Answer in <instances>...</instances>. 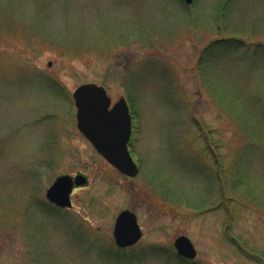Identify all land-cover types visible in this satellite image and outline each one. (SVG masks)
Returning a JSON list of instances; mask_svg holds the SVG:
<instances>
[{"label":"rangeland","instance_id":"1","mask_svg":"<svg viewBox=\"0 0 264 264\" xmlns=\"http://www.w3.org/2000/svg\"><path fill=\"white\" fill-rule=\"evenodd\" d=\"M227 1L0 0V264H264V52L204 53L232 29L263 39L264 0H230L219 20ZM87 83L128 99L136 178L78 129ZM79 173L74 207L51 204L55 180ZM125 209L144 237L121 249ZM182 235L195 260H180Z\"/></svg>","mask_w":264,"mask_h":264},{"label":"water","instance_id":"2","mask_svg":"<svg viewBox=\"0 0 264 264\" xmlns=\"http://www.w3.org/2000/svg\"><path fill=\"white\" fill-rule=\"evenodd\" d=\"M192 5L194 0H185ZM77 107V127L94 148L123 175L135 178L140 167L130 151L132 115L129 103L123 96L114 105L105 87L96 83L81 85L73 94ZM83 174L59 176L47 190L48 201L63 209H72L75 187L85 186ZM144 236L137 214L125 209L116 218L114 237L119 248L137 245ZM174 246L178 254L194 260L198 251L190 237L179 236Z\"/></svg>","mask_w":264,"mask_h":264},{"label":"trees","instance_id":"3","mask_svg":"<svg viewBox=\"0 0 264 264\" xmlns=\"http://www.w3.org/2000/svg\"><path fill=\"white\" fill-rule=\"evenodd\" d=\"M232 2L230 0H228L226 3H224L221 6H219L218 8V18L219 20H224L228 14L232 13H228L229 11H231V5ZM232 12V11H231ZM221 25L218 26V28H220ZM224 29H229L227 26L224 27ZM234 30L237 34H233V35H228L225 37H215V40L212 42V44L204 51V53L208 52V51H212L213 49H216L220 54H228V53H238L239 51H247L245 53L246 54H251L253 57L257 58L260 56V54L262 52H264V36L263 35H256V37H260L263 39H252V41H248L247 38H249L247 35H244L243 31L240 30H236V29H232ZM253 37V36H252ZM81 48H77L76 53L78 54L79 50ZM249 49H253L251 51H249ZM204 57L202 56V59ZM218 75L221 78H224L223 74L221 73V71L218 70ZM227 80V78H226ZM223 86L227 85L228 89L232 90L235 93H240V90L238 89V87L236 86L235 83H233V81H229L227 80V82H222ZM216 85H218V83H216ZM215 92V90H214ZM215 94V93H214ZM217 99L219 100V103L221 104L222 107H227L228 104V100L226 99L225 96H219L217 94ZM246 99H242L241 97H237V98H233V102L231 103L230 106H232V108L235 110L238 107H242L246 110V107L248 108V106L245 105V101ZM253 106V104L251 105ZM250 108V107H249ZM256 108V105L254 106V109ZM252 109V108H251ZM253 109V110H254ZM221 176V173L219 171V177ZM224 180V178H223ZM226 184V181L224 182ZM241 187V186H240ZM41 231V230H40ZM180 260H183L185 262H190L189 260L179 256Z\"/></svg>","mask_w":264,"mask_h":264},{"label":"flooded vegetation","instance_id":"4","mask_svg":"<svg viewBox=\"0 0 264 264\" xmlns=\"http://www.w3.org/2000/svg\"><path fill=\"white\" fill-rule=\"evenodd\" d=\"M133 133H134V128H133ZM133 133H132L131 141H130V144H129V147H130L131 153L133 152L132 149H131V143H132ZM132 155H133V154H132ZM137 163H138V162H137ZM138 165H139V163H138ZM139 167H140V170H141V166H140V165H139ZM75 176H77V175H75ZM77 189H79V188H77Z\"/></svg>","mask_w":264,"mask_h":264}]
</instances>
